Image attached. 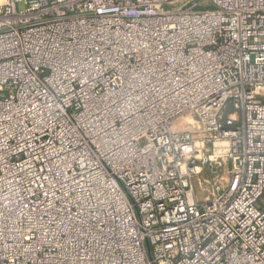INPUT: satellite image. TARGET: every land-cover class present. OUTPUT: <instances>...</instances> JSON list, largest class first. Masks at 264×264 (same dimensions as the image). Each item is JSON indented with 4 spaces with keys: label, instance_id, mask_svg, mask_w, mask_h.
Wrapping results in <instances>:
<instances>
[{
    "label": "built area",
    "instance_id": "2783aa9c",
    "mask_svg": "<svg viewBox=\"0 0 264 264\" xmlns=\"http://www.w3.org/2000/svg\"><path fill=\"white\" fill-rule=\"evenodd\" d=\"M0 264H264V0H0Z\"/></svg>",
    "mask_w": 264,
    "mask_h": 264
},
{
    "label": "rangeland",
    "instance_id": "374dc122",
    "mask_svg": "<svg viewBox=\"0 0 264 264\" xmlns=\"http://www.w3.org/2000/svg\"><path fill=\"white\" fill-rule=\"evenodd\" d=\"M23 8H24V6L21 5V4L18 6V9H19V10H21V9H23ZM178 123H179V120H178V122L174 123V125H176V124H178Z\"/></svg>",
    "mask_w": 264,
    "mask_h": 264
}]
</instances>
